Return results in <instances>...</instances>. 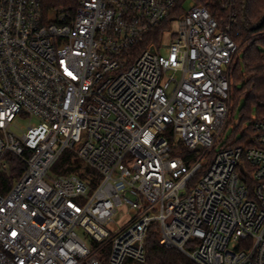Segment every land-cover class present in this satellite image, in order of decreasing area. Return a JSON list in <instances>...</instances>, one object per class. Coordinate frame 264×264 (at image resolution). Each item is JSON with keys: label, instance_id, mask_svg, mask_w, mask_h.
Segmentation results:
<instances>
[{"label": "built area", "instance_id": "2783aa9c", "mask_svg": "<svg viewBox=\"0 0 264 264\" xmlns=\"http://www.w3.org/2000/svg\"><path fill=\"white\" fill-rule=\"evenodd\" d=\"M234 4L0 0V264L142 263L152 225L195 264H264V117L218 147ZM66 150L93 186L52 171ZM9 155L24 170L7 188Z\"/></svg>", "mask_w": 264, "mask_h": 264}, {"label": "trees", "instance_id": "16d2710c", "mask_svg": "<svg viewBox=\"0 0 264 264\" xmlns=\"http://www.w3.org/2000/svg\"><path fill=\"white\" fill-rule=\"evenodd\" d=\"M233 10L237 12L240 25L239 32H234L233 37L240 46L230 72V92L231 111L236 110L239 101L243 100L239 109L240 120L233 131L235 133L244 128L242 137L234 143L239 144L243 137L252 134L250 121L264 117V0H235ZM165 26L166 23L144 37L135 47V51H142L150 43L156 45L157 38ZM252 109L256 111V117L251 116ZM230 122L231 120L228 124ZM7 161L8 172L2 175L1 183L8 188L22 173L24 164L11 155L7 156ZM52 171L57 175H77L92 186L93 181L98 180L96 177L92 180V176H96L95 173L74 158L70 150L64 151ZM154 228L155 225H152L146 234L144 261L138 264H195L181 251L160 246Z\"/></svg>", "mask_w": 264, "mask_h": 264}, {"label": "rangeland", "instance_id": "374dc122", "mask_svg": "<svg viewBox=\"0 0 264 264\" xmlns=\"http://www.w3.org/2000/svg\"><path fill=\"white\" fill-rule=\"evenodd\" d=\"M174 26L175 25H173V27ZM242 105H243V100L241 99L238 103L236 110L231 111L230 113L231 122L226 126L225 130L218 137V143H219L218 147L223 145L224 142H232L242 137V133H244V128L238 130L237 132L235 131V133L233 132L234 127H236L239 123L240 120L239 109L242 107ZM251 116L256 117V111L254 109L251 110ZM28 125H29L28 120L18 118L13 123L14 126L13 131L16 133H21V130L26 128ZM246 125L247 124L244 125L245 128ZM130 218H131V213L128 207L124 204L118 205L115 208V213L112 216V221L108 223L106 228L111 233H115L119 231L130 220Z\"/></svg>", "mask_w": 264, "mask_h": 264}]
</instances>
